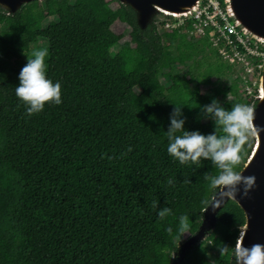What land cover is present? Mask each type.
Returning <instances> with one entry per match:
<instances>
[{"label":"trees","instance_id":"trees-1","mask_svg":"<svg viewBox=\"0 0 264 264\" xmlns=\"http://www.w3.org/2000/svg\"><path fill=\"white\" fill-rule=\"evenodd\" d=\"M27 5L0 6V264H237L245 215L232 199L201 243L181 246L253 149L256 95L225 109L233 70L190 20L142 29L118 0H72L43 25ZM35 47L41 72L14 65ZM167 59L187 69L164 84ZM205 79L214 97L199 107Z\"/></svg>","mask_w":264,"mask_h":264},{"label":"water","instance_id":"water-1","mask_svg":"<svg viewBox=\"0 0 264 264\" xmlns=\"http://www.w3.org/2000/svg\"><path fill=\"white\" fill-rule=\"evenodd\" d=\"M33 0H0L8 13H15ZM134 10L136 23L146 28L155 15L179 17L194 11L200 0H118ZM232 20L245 32L264 42V0H226ZM257 103L247 119L255 137L253 149L240 172L223 182L202 213L195 234L182 243L181 254L201 243L214 228L216 216L227 200H234L245 215L236 250L237 264H264V69L260 78Z\"/></svg>","mask_w":264,"mask_h":264},{"label":"rangeland","instance_id":"rangeland-1","mask_svg":"<svg viewBox=\"0 0 264 264\" xmlns=\"http://www.w3.org/2000/svg\"><path fill=\"white\" fill-rule=\"evenodd\" d=\"M72 0H33L29 3H27V7L30 10V12H36L39 10H45L46 12V17L43 20V25H48V24H52L55 21L58 20V18L60 16H62V14L64 12H59L58 10H60L61 8H64L67 4H69ZM118 6L117 3H113L112 6L109 8H106L104 10V16L105 17H109L111 15L112 9L116 8ZM55 10V12L53 11ZM155 19V24L157 26L158 30L161 29H182L181 25L182 21L180 18L178 17L177 19H173L172 17H162L159 15H155L152 20ZM3 18L0 17V23L2 22ZM152 22V21H151ZM119 32H124V37L121 40V43L123 46L127 47L130 45V36H129V30L126 28V26L124 24H120L119 25ZM193 33H189V35H192ZM194 36V35H193ZM196 38H198L197 36H195ZM168 41V39H166ZM42 44V42L39 43V45ZM210 47V46H209ZM42 56L43 53L42 51H38V48L35 47V49L30 52V54L25 55L23 57H21L19 60L14 62V65L17 66H24L25 64L27 65H31L32 63L35 62L36 65H38V71L41 72V63H42ZM224 61V60H223ZM227 63V62H226ZM201 64H203V62H201ZM228 64L230 66L231 71L233 70L232 74L229 76L228 79H223L222 83H226L228 84L232 90H233V94H230L228 99L223 100L224 103V107L225 109H230L231 106L235 107V110L240 109H244V96L247 94L249 96H254L257 95L255 93H253L254 91V87L258 88V86H256L257 82H259L264 66L261 70L260 76L258 77L255 73L253 74L254 76L251 78L250 73H248V71H246V69L241 68L240 66L234 65V63H231L228 61ZM169 65H173L174 66V72L168 71V67ZM164 68H165V75L162 78V82L164 84H167L168 82H170V79L175 78L176 76H179L180 74L185 76V71L187 69V64L184 62H178L175 63L173 61H171L170 59H167L164 63ZM239 76L240 78H242L244 80V85L240 88H234L232 86V81L233 78ZM187 82L191 87H195V80L190 77L187 76ZM210 88H211V83L209 82L208 79H205L204 82L201 85V93L199 94V96H197L196 98V102L198 104L199 107H202V103H201V97L203 96H211L212 98L214 97V94L210 95ZM244 93V94H242ZM257 93V92H256ZM242 96V97H241ZM246 97V96H245ZM246 109V108H245ZM248 110V109H246ZM248 113V112H247ZM198 117H202V113H200L198 115ZM248 121V119H247ZM236 122L239 124L240 126V132L245 136L248 137V132H247V127H246V122L240 117L238 116L236 119ZM249 126V123H248ZM250 128V126H249ZM252 131V130H251ZM252 136L254 139V135H253V131L252 134L250 135ZM242 231V228H241ZM207 235V234H206ZM206 238V237H205ZM213 255H217L218 254V247L211 253V256ZM222 260L219 257L218 258V264H221Z\"/></svg>","mask_w":264,"mask_h":264},{"label":"built area","instance_id":"built-area-1","mask_svg":"<svg viewBox=\"0 0 264 264\" xmlns=\"http://www.w3.org/2000/svg\"><path fill=\"white\" fill-rule=\"evenodd\" d=\"M179 17L183 20L182 24L190 20L192 27L187 31L198 38L207 39L210 46L217 48L222 60L246 69L251 78L254 73L260 76L264 66V42L245 32L232 20L226 0H200L194 11ZM256 86L258 88L253 86V93L258 94L260 81Z\"/></svg>","mask_w":264,"mask_h":264}]
</instances>
